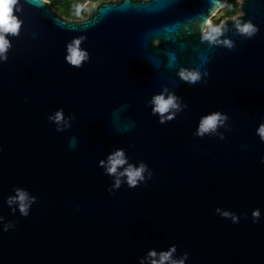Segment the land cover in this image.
Returning a JSON list of instances; mask_svg holds the SVG:
<instances>
[{
	"label": "water",
	"instance_id": "1",
	"mask_svg": "<svg viewBox=\"0 0 264 264\" xmlns=\"http://www.w3.org/2000/svg\"><path fill=\"white\" fill-rule=\"evenodd\" d=\"M227 2L93 0L86 18L70 19L49 0H20L22 29L0 63V216L16 224L0 225V264H139L148 249L173 244L186 264H264V143L255 133L264 120V0L239 5L238 18L260 29L255 38L229 31L234 49H209L198 33ZM81 36L90 60L76 68L65 55ZM174 52L185 66L210 56L207 83L190 86L153 65ZM164 84L189 107L160 124L147 101ZM121 104L135 122L123 135L113 123ZM59 108L76 114L70 131L47 120ZM216 110L230 117L226 139L194 136ZM114 147L149 165L147 185L109 194L98 162ZM16 187L37 198L28 217L6 203Z\"/></svg>",
	"mask_w": 264,
	"mask_h": 264
},
{
	"label": "clouds",
	"instance_id": "2",
	"mask_svg": "<svg viewBox=\"0 0 264 264\" xmlns=\"http://www.w3.org/2000/svg\"><path fill=\"white\" fill-rule=\"evenodd\" d=\"M19 4L20 0H0V63L8 60V52L12 47L11 37L18 36L22 29L23 20L19 16ZM88 10V0L75 5V15L78 18L83 19L82 13ZM243 15L240 12L237 16L232 17L234 23L231 29H227L224 23L213 24L209 21L207 27L198 33L200 42L206 44L209 49L226 48L232 50L236 47V43L229 35V31L244 39L255 38L260 31L259 27L251 20L238 18L243 17ZM84 39L85 37L83 36L76 37L68 43L65 61L70 66L80 68L89 62V52L81 48ZM161 43L162 41L155 40L152 46L160 47ZM170 55L173 57L171 60L169 59ZM210 58V56L204 58L198 66H185L180 63L179 52L165 53L161 62L153 65L157 69H160L163 65L167 72H174L180 82L195 86L201 82L207 83V79L210 78L211 72L207 69ZM25 102L27 103V98H25ZM147 104L151 109V114L158 118L160 124H167L173 121L178 114L189 107L183 98L176 94L175 87H170L167 84L162 85L160 90L147 101ZM127 108V104H121L113 110L115 131L121 135L130 132L135 127V122L130 120L125 114ZM75 119V113L66 114L63 108H59L47 116L48 122L55 125V131L58 133L70 131ZM116 119L121 121L122 124H115ZM229 121L230 117L228 114L219 110L211 111L199 118L193 135L201 139L216 137L219 140H225V133L232 130ZM255 133L259 140L264 143V120L258 124ZM68 146L73 150L77 147L76 136L69 138ZM2 151L3 147L0 146V152ZM260 163L264 164V156L260 158ZM98 166L112 180L108 188L109 194H114L115 191L125 185L130 189H135L140 185H147L154 176L153 170L146 162L142 160L132 161L127 154V150L121 147H114L105 158L99 160ZM14 192V195H10L6 199L7 205L11 208L13 214L18 210L21 216L28 217L32 206L37 202V198L21 187H16ZM215 212L222 218L230 219L234 224L239 222L240 217L235 212L219 207L215 209ZM251 215L253 223H258L262 217V212L257 208L252 211ZM0 225H2L3 231H9L16 227L14 221H5L4 216H0ZM188 259V253L178 254V248L173 244L166 250L148 249L139 258V264H186Z\"/></svg>",
	"mask_w": 264,
	"mask_h": 264
},
{
	"label": "rangeland",
	"instance_id": "3",
	"mask_svg": "<svg viewBox=\"0 0 264 264\" xmlns=\"http://www.w3.org/2000/svg\"><path fill=\"white\" fill-rule=\"evenodd\" d=\"M93 1V0H88ZM232 11L231 13L228 12V6L225 5V7L216 14L215 17L211 18L210 21L213 24H221L224 23L227 19H232L233 16H237L238 13H240L239 5L241 3V0H232ZM85 0H75V5L84 3ZM53 8L59 13L64 14V12H75V5L73 4V0H53L52 1ZM66 17V16H65ZM87 17V14L84 16V18ZM70 18V17H67ZM75 19V18H71ZM78 19V18H77Z\"/></svg>",
	"mask_w": 264,
	"mask_h": 264
},
{
	"label": "trees",
	"instance_id": "4",
	"mask_svg": "<svg viewBox=\"0 0 264 264\" xmlns=\"http://www.w3.org/2000/svg\"><path fill=\"white\" fill-rule=\"evenodd\" d=\"M51 1V4H52V1L53 0H50ZM62 1V0H61ZM232 0H228V2H227V6H228V12L229 13H231V11H232ZM73 4L75 5V0H73ZM53 6V5H52ZM61 15H63V16H66V17H70V19L71 18H75V19H77L78 17H76V15H75V12H68V11H66V12H64V14H61ZM86 15V12H84V13H82V16L84 17ZM78 19H81V18H78ZM84 19V18H83Z\"/></svg>",
	"mask_w": 264,
	"mask_h": 264
},
{
	"label": "built area",
	"instance_id": "5",
	"mask_svg": "<svg viewBox=\"0 0 264 264\" xmlns=\"http://www.w3.org/2000/svg\"><path fill=\"white\" fill-rule=\"evenodd\" d=\"M50 1V0H49Z\"/></svg>",
	"mask_w": 264,
	"mask_h": 264
}]
</instances>
